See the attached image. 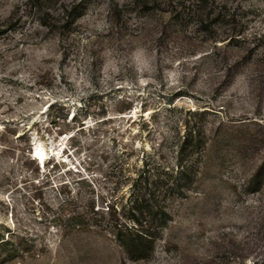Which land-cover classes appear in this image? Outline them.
Instances as JSON below:
<instances>
[{"label": "rangeland", "instance_id": "1", "mask_svg": "<svg viewBox=\"0 0 264 264\" xmlns=\"http://www.w3.org/2000/svg\"><path fill=\"white\" fill-rule=\"evenodd\" d=\"M4 29L0 264H264V0H0ZM192 128L197 178L133 260L106 206Z\"/></svg>", "mask_w": 264, "mask_h": 264}, {"label": "trees", "instance_id": "2", "mask_svg": "<svg viewBox=\"0 0 264 264\" xmlns=\"http://www.w3.org/2000/svg\"><path fill=\"white\" fill-rule=\"evenodd\" d=\"M47 16L48 14H46ZM41 26L50 28L48 23L45 22H42ZM67 26H69V23H66L65 27ZM6 31L5 29L0 30V35L5 34ZM127 104L128 107L123 110L128 111L131 109V104ZM123 110L120 113L124 112ZM58 118L54 117V123ZM206 140L203 130L189 129L185 137L183 136L182 141L180 140L178 143V154L180 156L175 171L169 169L165 171L163 167L158 169L156 173L154 171L150 173V170L141 171L137 175L138 178L133 180L131 184L130 206L127 209L125 206H121L120 213L116 209V201L106 206L114 237L131 259L145 258L153 250L157 238H161L162 230L169 222V214L166 207L162 205L160 196L164 194L165 197L167 194L172 195L174 193L182 195L184 185L180 184L181 181L194 182L197 178L195 171L198 170L199 172V166L195 164L196 162L194 163L196 166L192 163L183 165V160L186 155L199 154L200 149L205 147ZM184 148H188V150L183 158ZM154 181L156 183H153ZM91 210L95 215L99 213V210L94 211L93 206ZM101 211L104 212V210ZM77 220L78 217L70 219V221L75 222Z\"/></svg>", "mask_w": 264, "mask_h": 264}, {"label": "bare ground", "instance_id": "3", "mask_svg": "<svg viewBox=\"0 0 264 264\" xmlns=\"http://www.w3.org/2000/svg\"><path fill=\"white\" fill-rule=\"evenodd\" d=\"M33 152H34L33 155H34L35 159L38 158V160L40 162H42L44 157H46L48 155L47 152L40 145H37V144L31 153H33Z\"/></svg>", "mask_w": 264, "mask_h": 264}]
</instances>
